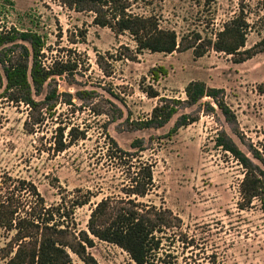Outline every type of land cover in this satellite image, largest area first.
<instances>
[{"label":"rangeland","instance_id":"rangeland-1","mask_svg":"<svg viewBox=\"0 0 264 264\" xmlns=\"http://www.w3.org/2000/svg\"><path fill=\"white\" fill-rule=\"evenodd\" d=\"M71 1L0 0V26L41 35L47 67L69 59L78 65L74 72L49 81L41 93L34 91L46 108L40 114L43 123L32 131L31 124L26 125L34 120L31 109L11 102L0 90V181L7 174L33 182L47 208H69L90 192L91 203L77 208L66 222L73 235L87 230L102 200L112 209L133 208L129 203H135L143 211L169 212L174 219L171 228L156 233L162 238L158 260L264 264L261 204L256 200L241 208L245 169L218 146L219 137L227 135L264 172V163L256 158V151L264 158V53L240 64L213 50L203 57H196L193 49L136 55L129 33L117 35L95 25V14L71 8ZM242 4L254 12L262 8L249 18L256 25L248 36L247 48H252L264 27V0H128V12L157 17L162 28L176 31L181 40L191 33L214 37ZM157 68L168 74L155 81L151 71ZM195 81L222 90L220 100L235 121L207 97L194 106H180L163 127L144 126L162 98L185 100L187 85ZM150 89L160 97L149 98L145 91ZM53 92L55 98L47 99ZM184 117L196 122L172 133ZM60 129L64 143L78 139L64 152H58ZM146 163L154 167L153 186L145 197L130 196L131 178ZM13 236L0 229V256ZM94 241L88 252L99 264H135L119 247ZM71 256L72 264H83Z\"/></svg>","mask_w":264,"mask_h":264},{"label":"trees","instance_id":"trees-1","mask_svg":"<svg viewBox=\"0 0 264 264\" xmlns=\"http://www.w3.org/2000/svg\"><path fill=\"white\" fill-rule=\"evenodd\" d=\"M70 6L79 12L94 13V24L97 26L108 27L117 35L129 33L136 43V55L144 51L170 55L193 49L196 57H203L213 50L231 56L236 64H240L264 53V27L259 31L260 40L252 48H247L249 33L256 28L249 18L252 14L261 13L262 8L258 7L254 12L249 5L242 4L238 13L214 37L191 33L179 40L176 31L162 28L157 17L129 13L128 0H72ZM80 37L84 41L86 32H81ZM45 46L43 37L38 33L20 32L14 28L5 30L0 26V62L4 66L3 72L0 71V90L3 89L5 97L11 102L31 109L34 120L26 124L27 127L31 124L30 131L43 123L40 114L46 108L43 102L34 98V91L41 93L49 81L74 72L78 66L69 59L66 63L57 61L47 67L42 61ZM123 55L132 61L136 59L134 54ZM151 73L155 81L168 74L164 68L153 69ZM222 92L202 81L191 82L185 89V100L162 98L163 103L153 109L151 119L144 126L163 127L178 113L180 106H194L207 97L218 104L227 119L235 121V114L220 100ZM145 93L149 98L160 97L154 89ZM54 98L55 92L47 96L49 100ZM195 122L194 118L184 117L171 132L175 133ZM59 131L58 152H64L78 139L64 143V131ZM83 136L85 138L86 135ZM218 146L230 153L245 169L240 185L241 208H248L258 200L264 216V172L227 135L219 137ZM256 154V158L264 163L260 153L256 151ZM153 168L147 163L141 166L131 178L127 194L145 197L153 186ZM92 198L93 195L88 192L72 201L69 208L66 205L47 208L33 182L4 175L0 181V229L14 232V236L8 247L2 249L0 260L6 261L5 264H72L71 254H74L83 264H99L88 252L95 246L94 240L98 239L122 249L135 264H170L161 257L157 258L162 238L156 233L171 228L174 219L171 213L156 208L143 211L138 208L139 205L129 203L134 207L112 209L108 200H102L92 211L87 230L73 235L67 220L73 218L77 208L90 204Z\"/></svg>","mask_w":264,"mask_h":264}]
</instances>
